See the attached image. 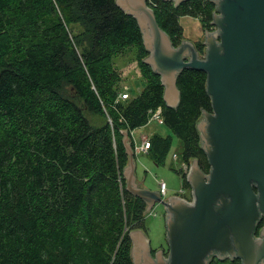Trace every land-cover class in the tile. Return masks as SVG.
<instances>
[{
  "label": "trees",
  "instance_id": "trees-1",
  "mask_svg": "<svg viewBox=\"0 0 264 264\" xmlns=\"http://www.w3.org/2000/svg\"><path fill=\"white\" fill-rule=\"evenodd\" d=\"M146 4L174 47L184 39L181 17L209 30L215 10L210 0ZM131 48L144 86L119 100L113 57ZM147 56L137 21L116 0H0V264H133L129 233H146V206L126 190L123 132L134 149L131 132L157 109L181 163L196 160L209 173L197 131L212 113L206 73L184 69L170 108ZM171 144L154 133L146 155L164 165Z\"/></svg>",
  "mask_w": 264,
  "mask_h": 264
},
{
  "label": "water",
  "instance_id": "water-1",
  "mask_svg": "<svg viewBox=\"0 0 264 264\" xmlns=\"http://www.w3.org/2000/svg\"><path fill=\"white\" fill-rule=\"evenodd\" d=\"M174 6L188 0H164ZM215 7L204 31L203 55L183 39L174 47L158 26L146 0H116L141 30L148 56L143 62L160 77L163 99L179 104L177 76L184 69L206 73L212 113L197 122L210 171L196 160L186 174L190 200L140 186L129 134L123 132L128 164L126 190L145 204L164 208L165 243L154 254L142 229L130 231L133 264H211L238 259L241 264H264V0H210Z\"/></svg>",
  "mask_w": 264,
  "mask_h": 264
},
{
  "label": "rangeland",
  "instance_id": "rangeland-1",
  "mask_svg": "<svg viewBox=\"0 0 264 264\" xmlns=\"http://www.w3.org/2000/svg\"><path fill=\"white\" fill-rule=\"evenodd\" d=\"M179 22L183 28V37L185 40L192 43L202 40L204 30L199 19L183 16L180 18ZM113 65L120 74V86L122 88L126 87L130 96H136L143 88L144 83L135 60L134 49H127L123 53L115 55L113 57ZM137 133H146L147 135L156 133L163 137L170 136L172 139L171 149L166 157L164 165L156 166L145 153L137 152L135 154L136 175L138 179L141 180L142 186L150 190H157L158 182L162 180L167 186L166 198L173 194H179L182 188V181L181 177L175 172L181 165L179 158L181 145L179 140L162 123L155 120L139 128ZM148 138H150V136ZM173 154L177 155L176 161L173 159ZM184 194L189 195V190H186ZM144 226L152 250L166 246L163 206L156 204L152 210L145 214Z\"/></svg>",
  "mask_w": 264,
  "mask_h": 264
},
{
  "label": "built area",
  "instance_id": "built-area-1",
  "mask_svg": "<svg viewBox=\"0 0 264 264\" xmlns=\"http://www.w3.org/2000/svg\"><path fill=\"white\" fill-rule=\"evenodd\" d=\"M129 96H130V95H129L128 89H127L126 87H123L122 90H121V91L119 92V94H118V99H119V100H126V99L129 98ZM152 120H155V121H158V122L162 123L161 110H160V109L155 110V111L151 114V116H150L148 122H150V121H152ZM148 148H149V138H144V139L141 141V144H140L139 146H136V147H135V150H139V151L146 152ZM173 159H174V161L177 160V156H176V154H173ZM189 166H190V165H189ZM189 166L186 165V164H184V163H181L179 169H181V170L184 172V174H187V172H188V170H189ZM157 190L159 191V194H160L161 198L164 200V199L166 198V195H167V186H166V184H165L164 181L161 180V181L158 182V189H157ZM179 194H180L181 196L184 194V190H183L182 188H181V190L179 191ZM189 196H190V195H189ZM182 197H183V196H182ZM184 198H185V197H184ZM186 199H187V198H186ZM187 200L189 201L190 198L187 199Z\"/></svg>",
  "mask_w": 264,
  "mask_h": 264
},
{
  "label": "crops",
  "instance_id": "crops-1",
  "mask_svg": "<svg viewBox=\"0 0 264 264\" xmlns=\"http://www.w3.org/2000/svg\"><path fill=\"white\" fill-rule=\"evenodd\" d=\"M142 128V127H141ZM137 130L138 129H136V130H134V131H132L131 132V137H132V141H133V143H134V149H133V151H134V159H135V154L137 153V152H142V153H145L146 154V152H143V151H139V150H135V147L136 146H139L140 144H141V141L144 139V138H148L149 136H151L152 134H154V133H150L149 135H147L146 133L145 134H138L137 133ZM130 139V138H129ZM136 164V163H135ZM137 169V168H136ZM135 176H136V181H137V183H139L141 186H142V183H141V180H139L138 179V177H137V175H136V170H135ZM173 195H179V196H181L180 194H173ZM167 196V195H166Z\"/></svg>",
  "mask_w": 264,
  "mask_h": 264
},
{
  "label": "flooded vegetation",
  "instance_id": "flooded-vegetation-1",
  "mask_svg": "<svg viewBox=\"0 0 264 264\" xmlns=\"http://www.w3.org/2000/svg\"><path fill=\"white\" fill-rule=\"evenodd\" d=\"M209 24H210V23H209ZM212 30H214V28L210 27L208 31H212ZM204 31H206V30H204ZM204 31H203V32H204ZM201 41H202V40H201ZM201 41H200V42H201ZM262 222L264 223V220H263ZM263 226H264V225L261 226V223H260L259 228L257 229L256 234H255V237H256V238L259 237V233H260V231H261V229H262ZM162 249H163V251H164V255H165V257H166V256H167V252H168V251H167V250H168V249H167V245H166L165 247H162ZM156 250H157V249H156ZM156 250H152V251H153L152 253L154 254V252H155ZM214 258H216V257H214ZM214 258H213V259H214ZM228 259L231 260V261L236 260V258H235V259H230V258H228ZM237 260H238V259H237Z\"/></svg>",
  "mask_w": 264,
  "mask_h": 264
}]
</instances>
